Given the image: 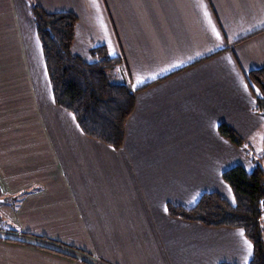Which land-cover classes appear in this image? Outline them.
<instances>
[{
	"label": "crops",
	"instance_id": "1",
	"mask_svg": "<svg viewBox=\"0 0 264 264\" xmlns=\"http://www.w3.org/2000/svg\"><path fill=\"white\" fill-rule=\"evenodd\" d=\"M32 4L77 15L73 53L118 58L109 74L135 97L121 146L54 102ZM262 67L264 0H0V264H249L243 229L168 205L231 199L222 172L256 167L218 126L252 149L247 73Z\"/></svg>",
	"mask_w": 264,
	"mask_h": 264
},
{
	"label": "trees",
	"instance_id": "2",
	"mask_svg": "<svg viewBox=\"0 0 264 264\" xmlns=\"http://www.w3.org/2000/svg\"><path fill=\"white\" fill-rule=\"evenodd\" d=\"M29 10L40 39L54 102L75 116L85 135L113 147L121 146L135 97L127 85L112 80L109 74L118 65V58L110 57L102 45L91 49V61L72 52L78 20L74 12H48L36 4L30 5ZM247 79L258 92L257 112L264 116V68L251 69ZM218 129L236 146L251 150L229 125L222 123ZM254 160L262 164L259 157ZM259 164L252 171L234 165L222 172L232 191L233 203L218 192H204L191 207L170 203L169 213L206 226L243 229L253 247L249 264H264V173Z\"/></svg>",
	"mask_w": 264,
	"mask_h": 264
},
{
	"label": "rangeland",
	"instance_id": "3",
	"mask_svg": "<svg viewBox=\"0 0 264 264\" xmlns=\"http://www.w3.org/2000/svg\"><path fill=\"white\" fill-rule=\"evenodd\" d=\"M29 1L32 3V0H29ZM31 21H32V28L35 31L36 41H37V43H39V48L41 51V56H42L41 60H42V65L44 67V77L48 79V82L50 84L46 64H45V61H44V58L42 55V48H41L40 39H39V36L36 32V28H35V25L33 23L32 17H31ZM256 106H257L256 102L252 103V101H251V105L249 104V107H248L247 117L244 116L247 119L248 123L250 124V128H247V129H250L251 131L254 130V133L251 135V138H250L252 149L249 151L246 148L243 149L244 153H246L249 156V160L252 161V163L254 161L255 156L259 157L260 159H261V157L264 156V153L256 152L255 153L256 155H254V153H253L255 150L263 152V147H264V116L261 113L256 112L257 111ZM249 108H250V110H249ZM237 114H238V112L235 113V115H237ZM261 161H262V164H264V158H262ZM254 164H255V166H257L259 163H257L255 161ZM221 196L224 197L225 199H227L231 203L234 202V197L231 196L232 198L229 199V194L226 195V193L221 192ZM225 196H227V197H225ZM0 205H1V202H0ZM7 221L8 220L5 218V216H3L1 214V210H0V228L5 226Z\"/></svg>",
	"mask_w": 264,
	"mask_h": 264
},
{
	"label": "snow or ice",
	"instance_id": "4",
	"mask_svg": "<svg viewBox=\"0 0 264 264\" xmlns=\"http://www.w3.org/2000/svg\"><path fill=\"white\" fill-rule=\"evenodd\" d=\"M217 38H219V33H217ZM217 47H220V45H217ZM248 248H249V254H250L251 244H248Z\"/></svg>",
	"mask_w": 264,
	"mask_h": 264
},
{
	"label": "water",
	"instance_id": "5",
	"mask_svg": "<svg viewBox=\"0 0 264 264\" xmlns=\"http://www.w3.org/2000/svg\"><path fill=\"white\" fill-rule=\"evenodd\" d=\"M259 167L261 168L262 172L264 173V164H259ZM1 201V199H0Z\"/></svg>",
	"mask_w": 264,
	"mask_h": 264
}]
</instances>
